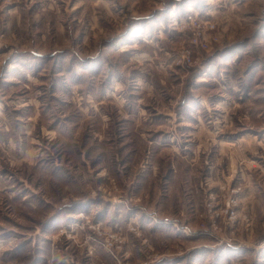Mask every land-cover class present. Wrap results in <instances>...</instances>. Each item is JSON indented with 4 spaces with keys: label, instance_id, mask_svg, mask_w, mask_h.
Returning <instances> with one entry per match:
<instances>
[{
    "label": "rangeland",
    "instance_id": "374dc122",
    "mask_svg": "<svg viewBox=\"0 0 264 264\" xmlns=\"http://www.w3.org/2000/svg\"><path fill=\"white\" fill-rule=\"evenodd\" d=\"M0 264H264V0H0Z\"/></svg>",
    "mask_w": 264,
    "mask_h": 264
},
{
    "label": "built area",
    "instance_id": "2783aa9c",
    "mask_svg": "<svg viewBox=\"0 0 264 264\" xmlns=\"http://www.w3.org/2000/svg\"><path fill=\"white\" fill-rule=\"evenodd\" d=\"M188 26L192 29L190 45L183 47L178 54V63L194 64V47L208 50L211 44L218 41L217 26L212 20L199 18L192 14L187 16ZM234 214L233 212L231 213Z\"/></svg>",
    "mask_w": 264,
    "mask_h": 264
}]
</instances>
